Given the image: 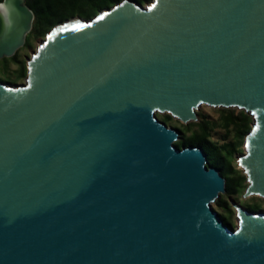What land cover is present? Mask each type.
Here are the masks:
<instances>
[{"label": "water", "instance_id": "1", "mask_svg": "<svg viewBox=\"0 0 264 264\" xmlns=\"http://www.w3.org/2000/svg\"><path fill=\"white\" fill-rule=\"evenodd\" d=\"M0 5L12 58L34 15ZM57 26L24 84L0 82V264H264V213L232 203L228 227L225 178L154 115L249 114L244 197L264 199V0H123Z\"/></svg>", "mask_w": 264, "mask_h": 264}, {"label": "trees", "instance_id": "2", "mask_svg": "<svg viewBox=\"0 0 264 264\" xmlns=\"http://www.w3.org/2000/svg\"><path fill=\"white\" fill-rule=\"evenodd\" d=\"M2 0H0L1 2ZM123 0H25V4L32 11L34 21L31 32L26 37L25 45L29 40L43 38L45 34L52 30L55 26L60 25L70 19L79 17L85 20H90L103 10L112 8L121 3ZM139 6L144 7L151 0H130ZM16 61V54L11 58ZM5 69V67H4ZM26 67L21 64L19 68V77H26ZM5 83H12L6 80ZM221 115L218 120H210L203 117L196 124V130L189 134L183 133V136L175 143L179 149L189 146L199 147L202 149L207 158L208 167L217 168L221 175L227 177L226 195L231 197L240 192L242 189L243 177L237 174L231 166L227 169L224 167V157L222 153L226 150L227 145L223 142L229 138L230 131L234 130V136L237 138L239 145L243 137L251 131L249 126V117L246 113L241 112L239 115H234L233 111L221 110ZM165 121L171 119L165 117ZM216 128L224 129L225 136L220 140H213V133ZM216 206L220 209L228 207L227 201L220 199L216 202ZM229 207L227 208V210ZM250 211H258L260 207L257 204L248 206ZM223 222L230 227L224 217H221ZM231 228V227H230Z\"/></svg>", "mask_w": 264, "mask_h": 264}, {"label": "rangeland", "instance_id": "3", "mask_svg": "<svg viewBox=\"0 0 264 264\" xmlns=\"http://www.w3.org/2000/svg\"><path fill=\"white\" fill-rule=\"evenodd\" d=\"M147 5L148 4H146L145 6ZM49 32H47L45 36ZM43 38L29 40L27 45H24L23 48L17 51L16 61H13L11 58L0 59V82L1 83L7 84L5 83L6 80H9L10 82H12V83H9L10 86H19L25 83L26 77H19V68L21 64H23L26 67L27 60L35 53L38 45L41 44V42L44 40ZM221 110L233 111L234 115H239L242 112L239 109H219V108H211L206 105L199 106L198 110H196L195 112L198 118V122H200L203 117H206L214 121V120H218L221 115H224L223 113H221ZM154 115L156 119L164 123L166 127L177 130L180 133V138L183 136V133L189 134L191 131L196 130V126L194 124L198 123V122H190V123L184 124L180 122L179 120L175 119L174 117L172 118L168 114L156 113ZM166 116H169L171 119H169L168 121H165ZM247 116L249 117V126L251 128L253 125V119L252 117H250L249 114ZM234 133H235L234 130H231L229 138L226 139L225 141L221 140L219 142L221 143L224 142L227 145L226 150L222 153L224 160H225L224 167L227 169L229 166H231V168H233L237 174H239L240 176L244 178L243 179L244 181L242 183V189L240 190L239 193L232 195L231 197L227 196L226 194H221L219 196L217 201L220 199L226 200L228 207H229L228 210H227L228 207L227 208L224 207L223 209L218 208L216 206L217 201L212 203L211 205L212 209L219 215V217H224L227 220V222L229 223L232 229H235L239 223V218L237 216V210L232 203L237 204L238 206L244 208L245 210L248 209V206L257 204L260 207V209L257 212L264 213V199L260 197H256V196L249 197V198L244 197L245 190L247 189L248 183H247L246 175L243 169L240 167L238 160L241 156L245 155V141L249 133L243 137L240 145H239L237 138L234 136ZM223 136H225V130L216 128L213 133L212 138L213 140H220L221 138H223ZM223 177L227 181V177L225 175Z\"/></svg>", "mask_w": 264, "mask_h": 264}, {"label": "snow or ice", "instance_id": "4", "mask_svg": "<svg viewBox=\"0 0 264 264\" xmlns=\"http://www.w3.org/2000/svg\"><path fill=\"white\" fill-rule=\"evenodd\" d=\"M3 6L0 5V8H2ZM99 19H103V17H99ZM61 31H64V29H61Z\"/></svg>", "mask_w": 264, "mask_h": 264}, {"label": "bare ground", "instance_id": "5", "mask_svg": "<svg viewBox=\"0 0 264 264\" xmlns=\"http://www.w3.org/2000/svg\"><path fill=\"white\" fill-rule=\"evenodd\" d=\"M60 28L59 26L56 27V29Z\"/></svg>", "mask_w": 264, "mask_h": 264}]
</instances>
